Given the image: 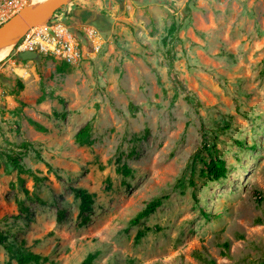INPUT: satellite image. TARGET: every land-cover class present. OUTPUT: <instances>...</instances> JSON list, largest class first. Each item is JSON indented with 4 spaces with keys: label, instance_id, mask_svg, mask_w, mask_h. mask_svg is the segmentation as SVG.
Here are the masks:
<instances>
[{
    "label": "rangeland",
    "instance_id": "rangeland-1",
    "mask_svg": "<svg viewBox=\"0 0 264 264\" xmlns=\"http://www.w3.org/2000/svg\"><path fill=\"white\" fill-rule=\"evenodd\" d=\"M30 2L0 0V25ZM59 24L71 61L0 58V264H264V0H72L43 25L57 48Z\"/></svg>",
    "mask_w": 264,
    "mask_h": 264
},
{
    "label": "trees",
    "instance_id": "trees-1",
    "mask_svg": "<svg viewBox=\"0 0 264 264\" xmlns=\"http://www.w3.org/2000/svg\"><path fill=\"white\" fill-rule=\"evenodd\" d=\"M175 27L172 25L170 27V30H174ZM14 50V49H13ZM12 50V51H13ZM11 51V52H12ZM10 52V53H11ZM66 64H63V67H65ZM62 70V68H59ZM19 86H22L21 82L19 83ZM38 129H43V127L37 123H34ZM91 130V123L88 121L86 122L76 133H75V141L77 143H84L89 136ZM8 159L11 163V165L17 169L18 173H23L25 170L23 169L22 165L19 163V157L18 156H8ZM204 170L210 180H218L225 176L226 172V166L224 159L220 157H214L211 158L208 162L204 163ZM116 171L118 173H121L124 176H127L130 174L131 170L127 165H122L120 167L116 168ZM74 196L79 199V213H88L91 209L94 194L88 192L84 188H74L73 189ZM162 198L156 197L153 198L151 201H149L140 211L136 213V215L130 220V224L134 225L138 223L142 218L148 216L151 214L160 204H161ZM61 216V214H60ZM87 220V217L83 218L81 223L84 224ZM143 234V231H138L135 240H138V238ZM0 236V241H1ZM97 252H89L80 262L79 264H93L94 259L96 258ZM16 261L18 264H41V260H43V256L39 253L32 252L30 250H17L15 255Z\"/></svg>",
    "mask_w": 264,
    "mask_h": 264
},
{
    "label": "water",
    "instance_id": "water-1",
    "mask_svg": "<svg viewBox=\"0 0 264 264\" xmlns=\"http://www.w3.org/2000/svg\"><path fill=\"white\" fill-rule=\"evenodd\" d=\"M72 0H46L36 7L30 9L18 19L0 25V54L10 53L19 40L34 26L46 25L52 15L61 6L67 5ZM22 58L36 57L34 51H24L20 53Z\"/></svg>",
    "mask_w": 264,
    "mask_h": 264
},
{
    "label": "bare ground",
    "instance_id": "bare-ground-1",
    "mask_svg": "<svg viewBox=\"0 0 264 264\" xmlns=\"http://www.w3.org/2000/svg\"><path fill=\"white\" fill-rule=\"evenodd\" d=\"M30 1H31L30 3L26 4L25 9L20 14V16H22L24 13H26L30 9L36 7L37 5L43 3L46 0H30ZM17 19H18V17L15 18L13 21H15ZM55 30H56L58 36H60V37L61 36H63V37L67 36V33H66L67 31L64 27L61 26V24H59L57 27H55ZM32 34H33V36L30 38V41L23 42L19 46V49L29 48L31 46V43H33V42L39 43L41 45L42 50H51L54 48L53 46L55 45L56 41H55L54 37H49V35L47 34L46 29L43 25H36L32 29H30L28 32V35L31 36ZM64 38L68 42L69 51H71L73 44H71V42L68 41L66 37H64ZM70 38H71V36H70ZM4 54H0V58L3 57Z\"/></svg>",
    "mask_w": 264,
    "mask_h": 264
},
{
    "label": "built area",
    "instance_id": "built-area-1",
    "mask_svg": "<svg viewBox=\"0 0 264 264\" xmlns=\"http://www.w3.org/2000/svg\"><path fill=\"white\" fill-rule=\"evenodd\" d=\"M1 23V22H0ZM45 27V26H44ZM29 32V31H28ZM28 32L19 40V46L23 43V42H25V41H30V38L33 36V34L30 36V35H28ZM47 34H48V32H47ZM49 35V34H48ZM50 37V36H49ZM55 37H57L58 38V40L59 39H61V37L60 36H58L57 35V32H56V30H55ZM55 39V41H56V38H54ZM17 43V44H18ZM57 41L55 42V45L53 46L54 48L53 49H51V50H42L41 49V45L39 44V43H37V42H33V43H31V46L29 47V48H23V49H19V46H18V49L19 50H27V51H29V50H32L33 49V47L35 46V45H38L39 47H40V51L41 52H47V51H50V52H52V53H55V54H59V55H61L62 56V58L63 59H65L66 61H71L72 60V56H73V54H74V46H72V49H71V51H69V45H68V43L66 42L65 43V45H62V47L61 48H57L56 47V45H57Z\"/></svg>",
    "mask_w": 264,
    "mask_h": 264
},
{
    "label": "flooded vegetation",
    "instance_id": "flooded-vegetation-1",
    "mask_svg": "<svg viewBox=\"0 0 264 264\" xmlns=\"http://www.w3.org/2000/svg\"><path fill=\"white\" fill-rule=\"evenodd\" d=\"M80 10H82V9H80ZM83 12L85 13V11H79V14L81 15V13H83ZM91 16H92V15H91ZM91 16H90V17H91ZM90 17H87V18L91 19ZM81 18H86V16H85V17H84V16H81Z\"/></svg>",
    "mask_w": 264,
    "mask_h": 264
}]
</instances>
